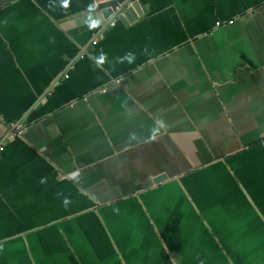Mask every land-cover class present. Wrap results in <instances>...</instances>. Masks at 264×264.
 Wrapping results in <instances>:
<instances>
[{
	"label": "crops",
	"instance_id": "1",
	"mask_svg": "<svg viewBox=\"0 0 264 264\" xmlns=\"http://www.w3.org/2000/svg\"><path fill=\"white\" fill-rule=\"evenodd\" d=\"M86 1L0 0V264H76L82 233L120 259L81 264H264V0H139L92 41L60 26ZM232 200L250 250L172 229L175 202Z\"/></svg>",
	"mask_w": 264,
	"mask_h": 264
},
{
	"label": "rangeland",
	"instance_id": "2",
	"mask_svg": "<svg viewBox=\"0 0 264 264\" xmlns=\"http://www.w3.org/2000/svg\"><path fill=\"white\" fill-rule=\"evenodd\" d=\"M249 204L251 206L250 208ZM257 209L258 207L255 202H240L239 200H232L230 202H175L173 207L168 210V215L179 216V222L172 224L173 230H177L179 227V230L189 231L190 234L193 232L198 233V237L201 233L206 232L211 235L210 237L214 239L217 246L231 253L232 249L235 251L250 250L252 245L254 246V243L259 242L257 239H255L256 242L254 239H246L250 244L243 246V239H234L240 238L239 231H243L244 225L246 228H252L255 227V224H258L257 217H261ZM169 216H167L168 221L171 219ZM168 221H156L155 224L150 222L151 228L148 229L154 232H161L164 230L169 233L170 222ZM171 222L174 223V221ZM81 236H83L81 239H76L74 242L78 249H76L77 247L74 248L71 239H68V243L73 246V250L71 249L73 253H71V256L67 257L66 261L61 260L62 262L75 261L76 264L84 263L83 261L86 260L85 257L88 256V252H91V257L96 259L105 258L107 262L114 261L117 258L116 256L120 259L118 251L116 252L115 250V244L112 238L108 239L110 242L109 244L106 240L101 238H88L87 233H82ZM258 238L264 242V228H262L261 232L258 234ZM76 242H78V244ZM62 243L64 245L66 241ZM209 243L210 240H207L204 245L209 246ZM84 246L86 247V250L83 252L85 256L81 253H77L78 251L82 252ZM258 247L260 248V246ZM263 247L264 243L262 245V248ZM98 249H101L100 254L99 256H95V253H99ZM231 257L234 261H236V258L238 259L236 252L234 256L231 255Z\"/></svg>",
	"mask_w": 264,
	"mask_h": 264
},
{
	"label": "water",
	"instance_id": "3",
	"mask_svg": "<svg viewBox=\"0 0 264 264\" xmlns=\"http://www.w3.org/2000/svg\"><path fill=\"white\" fill-rule=\"evenodd\" d=\"M141 15L142 10L139 0H90L84 3L83 9L61 22L60 26L70 35L95 29V32L89 38L92 41L98 33L106 29L114 20L127 25L136 22L137 17ZM17 123L19 124L20 120ZM15 125L10 126V132L15 129ZM164 178V175L156 176L154 182L157 183Z\"/></svg>",
	"mask_w": 264,
	"mask_h": 264
},
{
	"label": "clouds",
	"instance_id": "4",
	"mask_svg": "<svg viewBox=\"0 0 264 264\" xmlns=\"http://www.w3.org/2000/svg\"><path fill=\"white\" fill-rule=\"evenodd\" d=\"M60 4H61V6H63V7H67L68 0H60ZM49 7H50V8L55 7V5L52 3V0H50ZM144 51L146 52L147 49H145ZM91 58H92V59H95L94 56L91 57ZM134 58H135V57H134V55H133L132 53H127V54H125V56L117 58V61H118V62H123V61L126 60V61H128L129 63H131V62L134 61ZM104 60H105V56H104L103 54H101L100 59H99V63L102 64V63L104 62ZM159 123L162 124V122H159ZM64 203L67 205L68 201L65 200Z\"/></svg>",
	"mask_w": 264,
	"mask_h": 264
},
{
	"label": "built area",
	"instance_id": "5",
	"mask_svg": "<svg viewBox=\"0 0 264 264\" xmlns=\"http://www.w3.org/2000/svg\"><path fill=\"white\" fill-rule=\"evenodd\" d=\"M111 24H113V22ZM216 24H219V22H217ZM11 125H13V124H11ZM15 129H16V134L22 133V129L18 125H15Z\"/></svg>",
	"mask_w": 264,
	"mask_h": 264
}]
</instances>
